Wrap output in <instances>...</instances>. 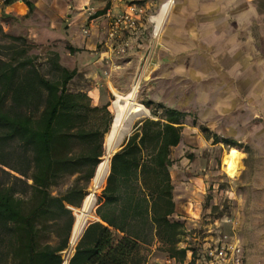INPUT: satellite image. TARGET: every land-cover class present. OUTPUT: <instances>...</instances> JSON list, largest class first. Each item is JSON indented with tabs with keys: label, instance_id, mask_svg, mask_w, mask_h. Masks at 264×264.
I'll return each instance as SVG.
<instances>
[{
	"label": "trees",
	"instance_id": "1",
	"mask_svg": "<svg viewBox=\"0 0 264 264\" xmlns=\"http://www.w3.org/2000/svg\"><path fill=\"white\" fill-rule=\"evenodd\" d=\"M4 35L11 52L0 44V264H63L73 208H82L106 152L111 104L95 106L86 92L72 91L78 71L63 66L58 52L51 53L47 77L27 38ZM157 106L158 119L138 122L111 158L99 220L88 223L69 264H145L142 239L152 232L171 258L186 261L189 249L180 247L186 224L173 219L171 154L181 145L187 113ZM66 178L73 182L55 194Z\"/></svg>",
	"mask_w": 264,
	"mask_h": 264
},
{
	"label": "crops",
	"instance_id": "2",
	"mask_svg": "<svg viewBox=\"0 0 264 264\" xmlns=\"http://www.w3.org/2000/svg\"><path fill=\"white\" fill-rule=\"evenodd\" d=\"M167 1L8 0L0 5V23L5 16L6 29L77 49L65 55L66 66L78 71L71 86L79 82L77 92H86L95 106L111 103L138 79L151 85L154 105L186 112L173 161L181 157L190 164L184 155L189 140H220L217 147L227 140L228 153L234 149L242 157L234 205L242 210L245 264H264V0H176L155 40L150 17ZM128 2L145 8V15L138 28L111 41L109 15L124 11ZM123 46L127 52L118 58L113 51ZM180 177L188 179L186 186L197 182L205 190L208 176L187 168ZM156 247L147 264H182L166 252L161 260Z\"/></svg>",
	"mask_w": 264,
	"mask_h": 264
},
{
	"label": "rangeland",
	"instance_id": "3",
	"mask_svg": "<svg viewBox=\"0 0 264 264\" xmlns=\"http://www.w3.org/2000/svg\"><path fill=\"white\" fill-rule=\"evenodd\" d=\"M175 2L176 0H174V4ZM2 20L3 22L0 23V26H2L4 34L22 36L28 39L29 45L32 46L30 54L34 57L36 63L41 66L44 75L47 77H51L53 75L51 73L49 60L52 57L51 53L54 51L58 52L60 56L61 54L63 55V57L61 56L60 58L61 64L67 67L66 65H68L67 63L69 60L65 57V55L69 50L68 47H65L63 44L59 45L58 43L52 44L34 41L28 36V34L25 35V32L23 31L19 33L6 29V23H4V20L8 22L10 19L3 16ZM4 34L0 32V44L3 46L1 50L4 54L8 55L11 51H9L6 46H8L11 41L10 39L8 40ZM19 44L20 43H18V45ZM134 84L138 86L137 95L139 102L147 107L145 104L151 101L152 91L151 85L148 82L139 81L138 79L132 81V83L128 82L126 89L120 93L128 92ZM81 85H83V83H81ZM79 87V82L72 84L71 90L75 92L79 89ZM115 98L116 97L113 98L110 103V109H108L111 111L113 116V101ZM148 109L150 110V115L144 116L138 122L146 118H153L154 113L159 111V107L157 105H153ZM133 129L134 127L132 128L131 133L133 132ZM189 141L190 143L185 146L184 155L191 157L192 161L190 164L185 166L181 162L182 158L177 157L174 161L176 165L171 168V174H173L172 177L175 184L174 199L176 202V213L174 214L173 219L181 220L184 224H186L187 233L181 242L180 247L189 249L186 259V261H188L187 264H201L199 251L200 247L205 243V240L209 239L214 242L220 240H239L241 243L243 239L242 237L245 235L243 229V219L238 216L242 210H237V205H234L235 192L237 193L241 188L240 184L237 183L239 180H236L237 175L240 173H238L236 177H231L226 172L224 159L228 155L227 153L229 151V144L227 140L223 142V146L221 147H217V144L214 142L215 140H210L209 143L206 141L203 143L201 140ZM180 152V149H176L174 154L178 156ZM187 168L190 170H196L199 175L202 174V176H208L204 179V184L206 183L204 191L197 189L199 187L197 182L191 183L192 186H186L185 181L187 182L188 179L180 177V173L182 170H186ZM72 182V178H66L63 180V184L60 187L55 188L53 191L55 194L57 191H65L67 186ZM91 184L92 181L90 183L88 193L91 189ZM105 186L106 183L98 193V199L92 214L93 217L91 216L88 223L99 219L97 216V208ZM74 209L73 214L76 220V213L79 208ZM142 242L144 243L142 246V255L145 259H147L145 261V264H147L150 260L148 259L149 255H151L153 248L157 246L159 241L155 238L154 232H152L148 238L144 240L142 239ZM249 243H253V241L250 240ZM76 246L77 244L72 246L70 243V248L66 251V253L63 252L62 254L64 261L66 260V257H68L66 256L67 253L70 254V258L72 257ZM249 246L250 245L248 244L247 247ZM156 250L160 255L159 258L163 260V254L165 253L163 245L160 243V245L156 247ZM189 256H191V259H189Z\"/></svg>",
	"mask_w": 264,
	"mask_h": 264
},
{
	"label": "bare ground",
	"instance_id": "4",
	"mask_svg": "<svg viewBox=\"0 0 264 264\" xmlns=\"http://www.w3.org/2000/svg\"><path fill=\"white\" fill-rule=\"evenodd\" d=\"M174 4V0H168L165 2L160 9L159 14L154 18L157 23L156 33L159 34L164 28V22L167 19V15L170 12L172 6ZM172 12V11H171ZM164 26V28H163ZM138 86L134 84V86L126 93L116 92V98L113 101V109H114V118L116 117V129L119 128V124L122 123L125 117L130 116L131 123L128 133H131V130L134 125L142 119L144 116L150 115V110L145 107L138 100L137 93ZM152 115V114H151ZM129 135V134H128ZM126 139V138H125ZM124 139V141H125ZM106 152L105 155L100 162V170L97 175L92 179L91 189L89 193L86 195L82 208H79L76 213V220L74 223V229L71 236V245L75 246L78 244L77 242L81 238L92 214L95 209V205L98 199V193L100 189L107 182L108 175L110 173L111 167V158L113 154L118 149H112L109 143V134L106 136ZM241 155L237 150H231L228 155L224 159L225 169L228 175L231 177L235 176L241 170ZM93 217V216H92ZM64 264H67L64 262Z\"/></svg>",
	"mask_w": 264,
	"mask_h": 264
},
{
	"label": "built area",
	"instance_id": "5",
	"mask_svg": "<svg viewBox=\"0 0 264 264\" xmlns=\"http://www.w3.org/2000/svg\"><path fill=\"white\" fill-rule=\"evenodd\" d=\"M114 3L123 4L125 0H112ZM7 0H0V5L5 4ZM145 15V8L135 3H126L124 11L116 15H109L110 22L108 27V39L111 41L116 40L122 33L135 30L138 28L139 22ZM157 16V15H156ZM156 16H151L154 22L153 39L157 40L161 37V32L156 33L157 23L153 20ZM87 33V32H86ZM127 52V47L115 48L113 54L118 58L124 57ZM113 67H119L114 64ZM73 210H75L73 208ZM66 253V251H65ZM66 262L69 264L70 254H66ZM201 264H245L243 247L239 240L230 241H217L205 240V243L200 247L199 251Z\"/></svg>",
	"mask_w": 264,
	"mask_h": 264
},
{
	"label": "water",
	"instance_id": "6",
	"mask_svg": "<svg viewBox=\"0 0 264 264\" xmlns=\"http://www.w3.org/2000/svg\"><path fill=\"white\" fill-rule=\"evenodd\" d=\"M71 13H72V9H70V11H69V16H71ZM130 123H131L130 116L125 117L124 120L122 121V123L119 124V128L116 129V132L114 133V130L116 128V117L113 118V122H112V125H111V128H110V131L107 134H109L110 147L112 149H117L118 148L116 150V152H118L120 150V148L121 149L123 148L126 139L131 135V133H128V129H129V127H131L130 126ZM124 139H125V141H124ZM105 142H106V140H105ZM105 151H107L106 150V143H105ZM99 170H100V164L97 167V170H96L95 175H97V173L99 172ZM73 229H74V227H73ZM72 233H73V230H72ZM70 243H71V239H70Z\"/></svg>",
	"mask_w": 264,
	"mask_h": 264
}]
</instances>
